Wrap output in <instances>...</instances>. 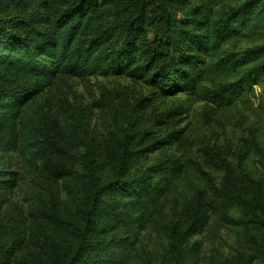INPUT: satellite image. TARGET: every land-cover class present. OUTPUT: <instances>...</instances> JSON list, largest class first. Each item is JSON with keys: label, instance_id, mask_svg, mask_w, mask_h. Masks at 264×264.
<instances>
[{"label": "rangeland", "instance_id": "374dc122", "mask_svg": "<svg viewBox=\"0 0 264 264\" xmlns=\"http://www.w3.org/2000/svg\"><path fill=\"white\" fill-rule=\"evenodd\" d=\"M259 42L258 35H247L224 49ZM255 90L233 105L215 107L187 92L160 95L155 86L126 75L71 77L46 89L36 109L39 140L32 160L0 148V264H66L91 204L90 173L105 185L119 166L129 179L150 175L152 166L171 158L183 162V176L164 199L166 232L177 244L192 213L223 185L227 166L236 168L254 201L264 191V91ZM178 109L184 113L175 119ZM156 140L167 143L153 148ZM95 219L98 243L81 264H90L103 241L122 232L135 238L125 264H174L177 252L165 253L153 215L132 226L104 196ZM255 231L250 228L244 240L231 227L214 239L197 233L194 239L203 243L196 264H264L263 238Z\"/></svg>", "mask_w": 264, "mask_h": 264}, {"label": "trees", "instance_id": "16d2710c", "mask_svg": "<svg viewBox=\"0 0 264 264\" xmlns=\"http://www.w3.org/2000/svg\"><path fill=\"white\" fill-rule=\"evenodd\" d=\"M247 35L260 42L224 49ZM98 73L146 81L160 95L187 92L215 107L233 105L255 95L256 86L264 91V0H0V148L32 160L45 90ZM164 143L156 140L152 147ZM121 169L105 185L89 174L91 204L66 264H81L95 249V213L104 196L132 226L153 215L165 253L177 252L174 264H196L203 242L195 235L214 239L223 227L242 233L243 240L255 227L264 254V191L250 201L234 166L226 167L221 188L192 213L179 244L166 232L164 199L183 176L184 163L171 158L152 166L150 175L129 179ZM103 242L90 264H125L135 238L122 232Z\"/></svg>", "mask_w": 264, "mask_h": 264}]
</instances>
